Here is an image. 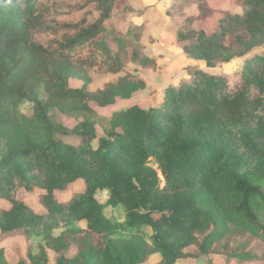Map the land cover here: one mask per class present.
Masks as SVG:
<instances>
[{
    "label": "trees",
    "instance_id": "obj_1",
    "mask_svg": "<svg viewBox=\"0 0 264 264\" xmlns=\"http://www.w3.org/2000/svg\"><path fill=\"white\" fill-rule=\"evenodd\" d=\"M135 1L0 0V134L9 133L0 161V200L8 203L0 208V237L41 228L49 235L85 222V229L50 235L58 264H153L156 254L155 264L202 256L212 264L224 239L242 234L264 245V55L258 50L264 0H234L243 12L226 11L211 32L192 29V18L178 31L185 54L207 68L240 61L233 82L229 74L192 67L163 90L156 106L132 104L116 113L104 135L89 122L67 128L49 117L56 107L93 113L122 88L141 85L129 65H154L143 44L148 21L134 20L145 10L135 9ZM70 69L88 81L111 76L118 83L94 93L74 89ZM24 101L33 106L30 116L20 112ZM79 182L82 192L58 198ZM37 189L44 213L17 197ZM102 190L110 193L107 205L125 208L127 228L152 229L151 242L142 233L114 238L124 227L104 214L97 199ZM239 245L244 251L227 254L236 263L258 260ZM0 264H9L3 248Z\"/></svg>",
    "mask_w": 264,
    "mask_h": 264
},
{
    "label": "rangeland",
    "instance_id": "obj_2",
    "mask_svg": "<svg viewBox=\"0 0 264 264\" xmlns=\"http://www.w3.org/2000/svg\"><path fill=\"white\" fill-rule=\"evenodd\" d=\"M175 0H136L133 7L137 10H145L144 17L134 19L140 24L147 19L148 25L144 33V50L146 56L151 59L154 65L152 68H143L141 64H131L128 71L134 76L140 78L141 85L134 88L124 87L121 89L115 101L106 106L95 104L93 113L86 112L80 108H63L56 107L48 112L52 121L60 126L73 128L80 123L89 122L97 130L99 135H104L105 131L110 128L113 117L116 113L127 109L130 105L136 104L143 109H150L156 106L163 96V90L170 84H177L184 78L188 77L189 70L198 66L207 72L215 74H229L230 81L233 82L236 77L234 73L239 70L240 61L232 62L229 65L210 69L204 62L192 60L183 51V43L178 39V31L188 25V20L192 18V29L196 31L206 30L211 32L215 29L219 21L223 19L226 11L233 13H242L243 9L236 6L234 0H180L174 5ZM180 2V5H179ZM6 4V3H3ZM72 5L71 1L65 2L62 8H68ZM178 6V7H177ZM181 6V7H179ZM207 6L205 9L203 7ZM213 10V16L206 13ZM131 18V20H133ZM264 55V46L258 49ZM69 83L74 89H88L90 93L110 87L118 83L117 77L95 78L88 81V76L79 69H70L67 73ZM40 99L45 100L46 94L43 87L40 88ZM94 105V104H93ZM33 106L27 101L20 105V112L28 116L32 115ZM9 133L5 131L0 134V161L5 158L8 152ZM66 141L70 138L64 137ZM95 142L94 145H96ZM150 166L158 170L155 160H150ZM161 176L160 171L158 170ZM84 190V183L79 182L73 184L65 192H59L58 198L62 201L68 200L73 193H79ZM41 190L34 192H26L21 190L18 198L28 204L37 212H45L38 202ZM109 191L102 190L97 192V199L101 204L105 205L104 214L114 223L121 224L124 228L114 235L115 239H130L138 233H142L144 239L151 242L153 231L150 227H141L129 229L126 227V212L121 205L113 207L107 205L109 199ZM8 203L0 200V208L7 207ZM85 222H76L68 228L54 229L49 235L40 230L22 229L18 232H12L0 237V248L5 250L6 258L9 264H35L36 261L47 264H58L59 254L55 249L57 242L50 240L59 238L68 229H85ZM245 244V250L258 254V260L253 262L236 263L228 252L230 249H239V244ZM218 249L221 255L212 257V264H264V245L262 243L253 242L246 235L230 237L222 240ZM44 250V253L43 251ZM244 251L240 248L238 252ZM76 248H73L68 255H73ZM161 256L154 255L151 263L159 262ZM210 257L202 256L200 259L192 261H184L178 264H207Z\"/></svg>",
    "mask_w": 264,
    "mask_h": 264
}]
</instances>
